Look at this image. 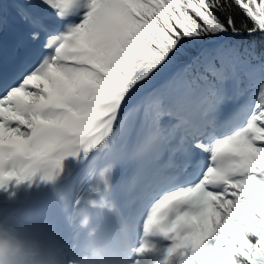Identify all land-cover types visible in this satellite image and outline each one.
I'll return each mask as SVG.
<instances>
[{
	"label": "snow or ice",
	"instance_id": "obj_1",
	"mask_svg": "<svg viewBox=\"0 0 264 264\" xmlns=\"http://www.w3.org/2000/svg\"><path fill=\"white\" fill-rule=\"evenodd\" d=\"M16 22L0 188L99 147L136 164L145 229L173 234L160 264H264V0H0V35Z\"/></svg>",
	"mask_w": 264,
	"mask_h": 264
},
{
	"label": "bare ground",
	"instance_id": "obj_2",
	"mask_svg": "<svg viewBox=\"0 0 264 264\" xmlns=\"http://www.w3.org/2000/svg\"><path fill=\"white\" fill-rule=\"evenodd\" d=\"M16 26H18V22L7 28L4 33L9 32L13 35L14 33H10V30ZM93 150L98 153L96 158H92ZM93 150L86 154L80 151L75 155L64 156L60 169L51 180L41 179L37 175L30 180L15 183L14 186L20 185L18 191L6 189L8 186L5 185L0 189V192L8 200L29 202L32 205L36 203L39 216L31 221L27 230L41 234L54 245L69 246L64 228L67 226L73 204L80 201L81 188L90 190L94 198L104 199L108 203V207L118 216L125 215L126 219L131 220L134 225L130 236L131 247L137 245L140 248L143 245L146 248L152 247L154 244L160 246L165 241H170L172 245L174 243L171 239L173 234L165 235L156 228H153L150 233L152 238L150 243L143 244L141 240H136L139 232L141 237L145 234L143 224H146L151 209V203L149 204L139 196L141 177L138 175L137 166L130 162L126 167L124 166L125 162L113 165L105 150L99 147ZM84 159H88L85 164L82 162ZM168 187H172V185ZM187 207V205L182 206L181 211ZM42 214L44 217L41 216ZM175 216L176 212H171L168 222L174 220ZM0 220L20 227L19 220L11 216H4ZM47 220L50 227L48 233L43 231V224ZM127 255L130 260L138 259L139 264H156L153 257H147L144 254L137 258L135 254H131V249ZM177 262L178 257H172L170 264H177Z\"/></svg>",
	"mask_w": 264,
	"mask_h": 264
},
{
	"label": "clouds",
	"instance_id": "obj_3",
	"mask_svg": "<svg viewBox=\"0 0 264 264\" xmlns=\"http://www.w3.org/2000/svg\"><path fill=\"white\" fill-rule=\"evenodd\" d=\"M81 223L84 225L87 220ZM138 251L143 253L145 247L142 245ZM0 264H139V261L128 258L119 236L105 239L98 228L90 229L83 239L77 234L70 246H63L0 220Z\"/></svg>",
	"mask_w": 264,
	"mask_h": 264
},
{
	"label": "rangeland",
	"instance_id": "obj_4",
	"mask_svg": "<svg viewBox=\"0 0 264 264\" xmlns=\"http://www.w3.org/2000/svg\"><path fill=\"white\" fill-rule=\"evenodd\" d=\"M91 154H92V158H96L98 156V153L96 150H93ZM126 165H128V162H125L124 166L126 167ZM14 184H15V182L7 184L8 188H6V189H13ZM40 204L42 205L43 203H40ZM41 216L44 217V214H42ZM43 221H44V219H43ZM30 223H31V221L19 220L20 227L25 228V229H28ZM43 227H44L43 231L48 233L49 228H50L48 220L44 222ZM64 232H65V230H64ZM139 239H140V235L136 237V240H139ZM169 247H171V245L168 247H161V246L154 244L152 247H146L145 251L143 253H140L138 251L140 249L139 246L138 247L134 246L131 248V254L132 255L135 254L137 258L142 257V254L146 255L147 257H153L154 262H156V264H160V261H162L164 256L167 254V249ZM173 257H176V255H174ZM134 260L138 261V259H136V258ZM177 264H178V262H177Z\"/></svg>",
	"mask_w": 264,
	"mask_h": 264
},
{
	"label": "water",
	"instance_id": "obj_5",
	"mask_svg": "<svg viewBox=\"0 0 264 264\" xmlns=\"http://www.w3.org/2000/svg\"><path fill=\"white\" fill-rule=\"evenodd\" d=\"M81 195L83 196L82 198H85V197H90V196H92L93 194H92V192L89 191L88 189L83 188V189H81Z\"/></svg>",
	"mask_w": 264,
	"mask_h": 264
},
{
	"label": "trees",
	"instance_id": "obj_6",
	"mask_svg": "<svg viewBox=\"0 0 264 264\" xmlns=\"http://www.w3.org/2000/svg\"><path fill=\"white\" fill-rule=\"evenodd\" d=\"M257 51L259 52V45L257 46Z\"/></svg>",
	"mask_w": 264,
	"mask_h": 264
}]
</instances>
